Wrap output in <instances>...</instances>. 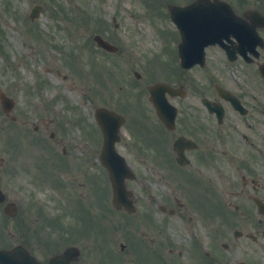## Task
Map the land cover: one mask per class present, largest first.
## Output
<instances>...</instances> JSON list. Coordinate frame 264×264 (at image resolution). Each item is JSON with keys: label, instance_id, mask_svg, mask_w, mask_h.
Here are the masks:
<instances>
[{"label": "flooded vegetation", "instance_id": "af4514ba", "mask_svg": "<svg viewBox=\"0 0 264 264\" xmlns=\"http://www.w3.org/2000/svg\"><path fill=\"white\" fill-rule=\"evenodd\" d=\"M195 1L153 0L152 8L165 9L168 15L171 58L178 59L180 32L169 7ZM216 7L217 45L206 49L215 58L212 72L217 83H190L181 69L182 77L168 80L177 88L175 95L167 94L176 106L175 126L167 129L156 118L149 139L139 135L142 110L146 114L147 109H142L138 98L148 72L142 77L133 70L134 79L127 86L130 96H124L132 100L123 102L126 112L116 110L125 116L122 126L129 134V140L121 135L116 146L135 173V179L127 181L133 212L125 207L110 211L104 204L110 183L99 160V148L74 149L68 155L63 145L53 150L54 155L44 156V161L58 162L61 169L53 181H47L43 201L24 203L20 214L17 200L14 217L4 214L3 208L6 202L15 201L0 203V218L9 236L0 240V247L21 245L30 256L24 257V264H264V0H217ZM98 24V33L106 35L105 39L122 42L121 38L114 42L105 22ZM73 46L71 41L75 51ZM123 47L114 53L97 45L91 50L96 58L117 55L124 64L128 56ZM187 51L194 58L196 50ZM91 60V54L86 56L87 62ZM105 62L91 63L86 72L109 70L118 60ZM99 63L104 67H98ZM202 68L195 65L194 75ZM66 71L72 70L67 67ZM165 71L179 74L169 65ZM150 83L143 86L147 89ZM193 85L200 98H209L217 111H208L200 98L186 101L177 95L183 90L188 94L186 86ZM207 87L210 89L205 90ZM41 113V123L54 139L51 128L55 121L45 119L44 110ZM179 137L195 145L185 140L176 144ZM62 140L57 138L56 143L62 145ZM146 150H150V158ZM39 172L40 183L52 177L44 170ZM77 218L90 220L91 226L97 220L96 229L90 228L88 234L80 231V243L75 228L63 224V220ZM198 220L202 228H198Z\"/></svg>", "mask_w": 264, "mask_h": 264}, {"label": "rangeland", "instance_id": "374dc122", "mask_svg": "<svg viewBox=\"0 0 264 264\" xmlns=\"http://www.w3.org/2000/svg\"><path fill=\"white\" fill-rule=\"evenodd\" d=\"M73 2L82 6L83 9L79 10H85L88 14L95 11L93 6L96 8L97 4H99V9L104 10L100 13L102 15L101 19L109 23L107 28L110 30L113 29L111 18L113 16L116 18L115 20L118 23V27L111 30L114 42H116L117 38H121L122 41L123 38H126L123 43L126 44V47L124 46L123 50L126 56L132 57V54L138 56L141 65L144 66L137 67V69L141 70L144 75V67L150 68L149 65H146L148 62L147 59L150 58V60H152V58L159 55V50H161L163 45L158 35L162 26L158 22L159 20L154 21L155 15L151 12H147L145 16L142 13L145 12L144 10L142 11V9H144L143 5L145 4V0H143L144 4L140 0L134 2L125 0L124 9L119 7L116 0H73ZM34 4H45L47 12H49L51 9H54V6L57 7L65 3L63 0H0V29L3 31L5 40L3 47L4 51L0 49V88L3 90H10V84L14 78L11 95L15 99L13 112L17 117L16 121L12 122L4 115V112L0 108V157H10L9 159L19 154V152H15L17 147L11 141L13 135L15 138H22L20 139L23 145L21 150L33 148L42 150L48 148L45 143L51 145V148H60V146H54L52 141H49L39 134V131L37 133L33 131V126L36 124L34 122L40 117L42 110L45 112V119H47L48 116L50 119L55 120L53 128H56L58 125V116L62 115V117L59 118L63 123L65 117H70L72 130L77 133L79 128L73 124L74 122L72 123V119L77 117V113L86 116L87 112H91L90 107L92 104L112 102L113 100L111 99L114 96H116V100L119 99L123 101L121 97L123 98L126 94L124 93V89L126 88L124 83H128L126 78H129L127 77V72L122 71L118 74L113 72V76H106L105 78L110 89L104 90L99 80H97L98 75L86 72L87 69H84L82 74L70 71L68 75L65 76V79L62 78V74L66 71L61 69L59 75L55 76L59 82L47 80V84L42 83V81H40L42 79L40 74L46 76L44 72L46 68L45 65L60 64L57 59L58 52H51L52 54L49 56L48 60H46V57L43 58L40 55L42 47L39 46L37 48L34 37L27 33L28 25H26V22L28 21V12ZM45 18L46 15L44 14L41 16L40 20H35L37 23L33 24L40 30L42 39H46L50 34L48 31H51L53 28L51 22L43 21ZM40 21L44 22V24ZM87 42L89 41L76 40L75 46L73 47L75 51L72 53L75 55L77 64L81 65V55L84 51L87 56L90 55L89 51L94 55L90 48L91 46L88 45ZM128 49H130V51ZM66 56L67 52L61 56L62 63L65 58L67 60ZM103 57L104 58H96L94 61L105 64L107 59L110 61L113 58L111 55ZM103 64L99 63L96 65L103 68ZM89 68H91V66H89ZM89 74L92 75L88 76ZM13 75L14 77H12ZM202 78H204L203 75ZM51 79H54V76L51 75ZM111 79L113 80L112 82L110 81ZM120 83L123 89L119 90ZM40 86L48 88L47 94L41 91ZM41 93H43L46 98L49 97L52 101L49 102L50 105H43V108L39 110L38 105H40L41 102ZM55 94L57 98L53 97ZM35 95L40 98V102H38ZM125 99L127 100V98ZM20 118L27 119V122L30 124L21 122ZM63 128L64 125L63 127L61 126V133L66 132ZM44 132H46L45 129ZM31 142L39 146L35 145L32 148V145L30 146ZM27 143H29V146L25 147ZM64 143L67 142L64 141ZM68 143H73V141ZM67 146L71 148L70 145ZM24 154H27L31 160L36 159L34 156L35 150H26ZM17 163L18 162H16V165ZM8 169L9 167L6 160L5 163L2 164L0 170V186L3 188V191L8 194L10 193L11 196H25V194H27L25 188L20 184V181H17L18 178L24 179L23 172L15 171L14 176L11 178Z\"/></svg>", "mask_w": 264, "mask_h": 264}, {"label": "water", "instance_id": "95a60500", "mask_svg": "<svg viewBox=\"0 0 264 264\" xmlns=\"http://www.w3.org/2000/svg\"><path fill=\"white\" fill-rule=\"evenodd\" d=\"M104 130L106 131V127L104 126ZM2 263H6V264H17L16 262H13L11 260H9L8 262L5 261L4 259L2 260Z\"/></svg>", "mask_w": 264, "mask_h": 264}]
</instances>
